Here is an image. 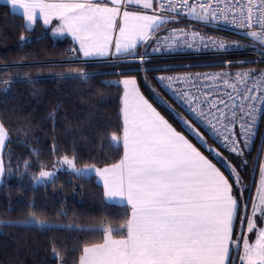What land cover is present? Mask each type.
I'll return each mask as SVG.
<instances>
[{"label": "snow or ice", "instance_id": "1", "mask_svg": "<svg viewBox=\"0 0 264 264\" xmlns=\"http://www.w3.org/2000/svg\"><path fill=\"white\" fill-rule=\"evenodd\" d=\"M5 3L13 14L21 9L29 26L37 22L38 15L46 26L55 20L53 35H70L79 45L73 51L81 53L85 62L88 58L111 55L144 62L148 48L154 53L177 47L197 51L226 48L223 41L195 32L189 40V33L182 29L169 30L172 38L165 39L166 47L162 48L158 43L161 36L156 34L167 24L177 22L180 16L213 24L223 22L245 30L248 37L259 42L260 59H264V0H5ZM134 5L137 7H131ZM181 36L182 44L178 39ZM24 39L22 36L21 40ZM139 45L145 46V52H137ZM233 47H239L238 42ZM76 75L85 81L89 78L86 72ZM156 79L188 113L190 119L179 116L183 127L217 162H222L228 175L161 115L141 93L134 76L122 79L119 83L123 86V158L103 168L94 164L77 168L75 159L67 155L57 161L76 175L94 172L103 181L105 196L125 200L131 209L129 218L118 230L120 238H114L112 229L101 226L103 243L83 247L80 264H236L237 260L239 264H264V164L259 165V186L256 199L251 201L250 216L246 211L248 201L238 199L242 197L240 170L247 165L245 150L250 151L264 110V70L161 75ZM197 126L239 158V163L233 164L220 151L209 147ZM7 139L5 126L0 123V152ZM111 140L118 142V137L112 135ZM24 164L30 167L29 161ZM11 168V162L6 164L0 157V176ZM55 176V171L41 170L32 180L34 185L43 184ZM241 207L245 209V214L239 217L241 226L246 223L247 232L255 236L251 242L243 234L233 236L234 217ZM258 216L262 225L259 227ZM32 221L45 226V221L35 216ZM240 241L242 254L237 252L233 256L232 248L239 249ZM53 258H58L55 252Z\"/></svg>", "mask_w": 264, "mask_h": 264}, {"label": "trees", "instance_id": "2", "mask_svg": "<svg viewBox=\"0 0 264 264\" xmlns=\"http://www.w3.org/2000/svg\"><path fill=\"white\" fill-rule=\"evenodd\" d=\"M229 39L260 49L259 42L247 35L233 34ZM71 45V40L53 36L41 22L27 27L22 14H13L0 0V123L8 133L2 158L12 164L0 181V264H79L83 247L103 242L101 226L120 237L118 230L129 218L130 208L109 202L95 175L60 169L43 184L34 185L32 180L41 170L56 168L64 155L74 158L78 167H105L123 158L120 76H136L143 93L159 111L228 175L222 162L183 127L178 107L156 88L149 75L129 69L128 62H64ZM250 55L239 54L243 61L234 64H253L247 58ZM80 72L88 73L89 78L85 81L76 75ZM112 135L118 142H112ZM263 150L264 115L258 140L245 154L247 165L240 170L242 197L238 199L248 201L247 215ZM221 152L233 164L239 163L235 155ZM24 161H29L30 167L26 168ZM243 214L241 207L234 237L241 235L239 217ZM33 216L62 227L20 222ZM234 251L233 247V256ZM54 252L58 258H53Z\"/></svg>", "mask_w": 264, "mask_h": 264}, {"label": "built area", "instance_id": "3", "mask_svg": "<svg viewBox=\"0 0 264 264\" xmlns=\"http://www.w3.org/2000/svg\"><path fill=\"white\" fill-rule=\"evenodd\" d=\"M182 29L185 32L189 33L187 37L191 40V33L195 32L200 35H206L211 37L217 41H223L226 45L224 50H220L219 48H201L197 51L195 48L189 49L187 47H177L172 51H161L160 53L152 52L151 48L147 49L148 56L145 58L144 62H141L138 58L133 60L131 57L114 56L111 55L105 59H87L86 62L92 61H102V60H114L119 62H130L134 64L135 71L142 72L143 74H147L151 77L152 82L156 86V88L174 105L180 108L184 113L187 114L185 108L182 107L172 96V94L165 90V88L157 81V77L164 75H184V74H204V73H218V72H242L247 71L249 69H255L257 71L264 70V59H260V49L253 46H241L233 47V44L236 43L234 40L229 39L230 37L235 35H246L245 30L235 28L227 23H219L213 24L208 22L197 21L194 18L188 16H180L178 21L175 23H169L165 26L164 29L160 33L156 35L161 36V40L158 42L159 45L164 48L166 47L164 41L165 39L172 38V32L169 30ZM180 43H183L184 37L178 38ZM156 45L154 44L153 47ZM256 49L255 51L253 49ZM75 49L73 46H69L67 48V56L64 59L65 61L72 62H85V58L78 55L77 52L73 51ZM145 52V48L138 51V53ZM241 53H250L249 61H258L254 62L251 65L241 66L238 64H234L241 60ZM233 55V56H232ZM70 58H69V57ZM227 62H231L229 65ZM214 65V66H211ZM202 65V66H201ZM210 65V67H205ZM204 66V67H203ZM175 87H185L184 85H174ZM264 110L261 112V119H259L257 124V132L254 139V142L250 144V151L253 150L261 129V124L263 120ZM190 118V117H189ZM213 142L216 146L225 151L219 144L211 137V135L203 129V127L198 126ZM249 150H245V154L250 152ZM227 152V151H226ZM230 153V152H229ZM262 158L264 159V150L262 153Z\"/></svg>", "mask_w": 264, "mask_h": 264}, {"label": "crops", "instance_id": "4", "mask_svg": "<svg viewBox=\"0 0 264 264\" xmlns=\"http://www.w3.org/2000/svg\"><path fill=\"white\" fill-rule=\"evenodd\" d=\"M1 1H3V2H5V0H1ZM131 7H133V8H135V7H137V6H131ZM15 12H17V13H20V14H22V10L21 9H16L15 10ZM148 14H152V11L151 10H148ZM38 22H41L42 23V21L39 19V15L37 16V22L34 24V25H31V26H29L27 23H26V21H25V24L27 25V27H29V28H33V27H35V25L38 23ZM57 22L54 20L53 21V24L52 25H48V26H46V25H44L43 23V25L47 28V29H49L50 30V32L53 34V32H52V28H53V26L56 24ZM53 36H55V37H57V38H64V37H66V38H68L69 40H71L72 41V43H73V45H71V46H73L75 49H78L79 48V45H78V43L76 42V41H74L73 40V38L70 36V35H67V34H64V35H59V34H57V35H53ZM143 48H145V46L144 45H139L138 46V49H137V52L138 51H140V50H142ZM78 53V55L79 56H81V57H83L82 56V54L81 53H79V52H77ZM114 56H116V55H114ZM107 57H109V56H107ZM107 57H92V58H88V59H105V58H107ZM84 58V57H83ZM130 77H133V75L132 76H130V75H128V76H120L119 77V81H121L122 79H125V78H130ZM135 77V76H134ZM136 78V80H137V83H138V87L140 88V91H141V93L145 96V98L146 99H148L149 100V102L150 103H152L151 102V100L143 93V91H142V89H141V87H140V84H139V81H138V79H137V77H135ZM121 86H122V84H121ZM122 89H123V86H122ZM153 104V103H152ZM153 106L154 107H156L155 106V104H153ZM157 108V107H156ZM157 110L159 111V109L157 108ZM160 113H161V111H159ZM161 115H163L162 113H161ZM164 116V115H163ZM165 117V116H164ZM166 118V117H165ZM167 119V118H166ZM170 122V121H169ZM171 123V122H170ZM173 127H175L174 125H173ZM177 131H180V130H178V129H176ZM182 134H184L194 145H196L199 149H200V151L202 152V153H204L206 156H208L197 144H195L185 133H183L182 131H180ZM208 158L210 159V160H212L213 161V163H215L214 162V160L211 158V157H209L208 156ZM97 167V166H96ZM217 167H219L218 165H217ZM99 168H103V167H99ZM221 171L222 172H224L222 169H221ZM81 174H83V175H86V176H89V175H95L96 177H97V180L103 185V181L101 180V178L99 177V176H97L94 172H91V173H81ZM224 174H225V172H224ZM226 175V174H225ZM227 176V175H226ZM104 187V186H103ZM105 198L109 201V202H113V203H118V204H125V205H127V203H126V201L125 200H122V199H119V198H116V199H109V198H107L106 196H105ZM128 206V205H127ZM129 208H130V206H128ZM130 211H131V209H130ZM239 211V210H238ZM237 215H238V213H237ZM236 220H237V216L236 217H234V221H233V234H234V229H235V224H236ZM259 220L260 219H258L257 218V220H256V223H257V226L259 227V226H262L261 225V223H259ZM114 236V235H113ZM234 236V235H233ZM244 236H247V238L250 240V242L251 241H253L254 240V238H255V236H254V234H249L248 232H247V230H245V232H244ZM114 238H120V237H115L114 236ZM101 243H103V242H101ZM242 251H243V248L241 247V254H242ZM232 252V251H231ZM80 264V263H79Z\"/></svg>", "mask_w": 264, "mask_h": 264}, {"label": "rangeland", "instance_id": "5", "mask_svg": "<svg viewBox=\"0 0 264 264\" xmlns=\"http://www.w3.org/2000/svg\"><path fill=\"white\" fill-rule=\"evenodd\" d=\"M69 57V56H68ZM70 58V57H69ZM64 62H72V61H65V60H63ZM102 61H108V62H119V61H114V60H102ZM123 63H127V62H123ZM129 63V65H128V68L129 69H131V70H133L132 68H134V64H132V63H130V62H128ZM136 77V76H135ZM176 113H177V116L179 117L180 115H182V116H184V117H186V118H189L188 116H187V114L186 113H184L180 108H177L176 109ZM179 114V115H178ZM190 119V118H189ZM198 127V126H197ZM200 131L204 134V136H205V138H206V140H207V144H208V146L209 147H212V148H215L216 150H218V151H220L221 152V149H219L213 142H211L210 141V139L208 138V136L200 129ZM5 143H6V141H5ZM3 151V150H2ZM222 154H223V152H221ZM0 157H2V152H0ZM260 164H264V159L262 158V161H261V163ZM259 164V165H260ZM77 168H84V166L83 167H78V166H76ZM60 169H67V170H69L68 168H67V166H63V165H58L56 168H53V169H48V170H46V171H55L56 173L60 170ZM258 169H259V167H258ZM2 180V176H0V181ZM50 180V179H49ZM259 186V171L257 170V172H256V181H255V186H254V188H253V193H252V197H251V201L252 200H255L256 199V188ZM243 211H245V209L243 208ZM244 215V214H243ZM251 215V205H250V211H249V214H248V216H250ZM42 221H45V220H42ZM20 222H26V223H31V224H35L33 221H32V218L30 219V220H28V221H20ZM49 225H51V222H48V221H45V226H49ZM241 234H242V232H243V235H244V232H245V230H246V223H245V225L243 226V227H241ZM247 237V236H246ZM241 247H242V241H240V247H239V249H236V248H234L235 249V255H236V253L237 252H239L240 254H241Z\"/></svg>", "mask_w": 264, "mask_h": 264}]
</instances>
